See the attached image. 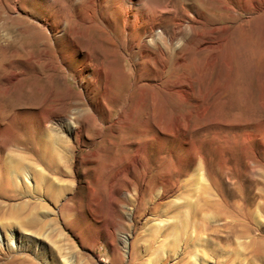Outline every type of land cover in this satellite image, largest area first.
Segmentation results:
<instances>
[{"label": "rangeland", "instance_id": "obj_1", "mask_svg": "<svg viewBox=\"0 0 264 264\" xmlns=\"http://www.w3.org/2000/svg\"><path fill=\"white\" fill-rule=\"evenodd\" d=\"M85 1L56 0V13L68 11L72 19L96 21L98 6ZM156 1L180 7L183 36L189 33L187 15L194 9L188 0ZM205 1L209 8L224 2L228 13L240 18L236 24L226 23L230 47L239 26L248 29L258 12L232 0ZM184 11L189 14H181ZM17 13L25 15L24 10ZM85 26L71 29L77 41L76 32ZM200 28L204 37L209 35V26ZM98 29L99 25L92 27L89 38L100 62L104 35ZM178 38L174 45L181 42ZM23 46L0 51V232L37 235L47 252L68 256L75 264H264L262 199L253 202L261 207L258 217L239 218L249 231L241 233V226L234 232L223 225L224 214H239L218 194H228L236 206L238 197L233 195L252 194L264 181V165L254 160L255 152L264 147L254 139L246 142L238 126L249 125L226 102V82L233 73L256 78L251 85L256 92L252 89L250 94H258L264 63L259 66L256 59L248 65L252 69L239 71L243 64L233 56L234 47L226 44L221 54L202 45V55L193 54L192 48L185 54L186 95L176 91L179 84L172 75L161 82L142 78L139 83L125 76L120 88L113 87L104 104H97L96 98L78 99L74 92L81 87L71 69L45 67L51 51L44 55L41 46ZM17 53L21 57L8 61ZM123 59L130 73L129 60ZM257 66L260 72H255ZM10 71L16 74L11 81ZM167 82L174 91L162 90ZM221 92L225 101L219 104ZM248 121L262 136V124ZM187 153L197 155L194 164H187Z\"/></svg>", "mask_w": 264, "mask_h": 264}, {"label": "bare ground", "instance_id": "obj_2", "mask_svg": "<svg viewBox=\"0 0 264 264\" xmlns=\"http://www.w3.org/2000/svg\"><path fill=\"white\" fill-rule=\"evenodd\" d=\"M86 1L91 5L96 4L98 6L99 16L96 21L95 19L94 21L91 20V18L85 21V18L82 16L79 19H72L68 11L65 15L56 13L58 8L56 0H0V51L4 52L6 47L10 45L16 46L19 43H21L22 49H25L24 43L37 48L41 46L43 48L42 54L44 55L51 51V55L49 54V57L45 59V67L50 68V70L52 69L51 71H55L62 66L64 72L71 69L78 86L81 87L77 90L74 89V93L78 99H85L89 102V100H95L94 98H96L97 104L105 102L106 98L112 93L113 87L119 89L125 76L131 77L134 82L139 83L142 78H149L153 82L160 80L159 82H161L163 78H169L172 75L176 77V82L179 84L176 87V91L186 95L189 87V83L187 82L189 79L187 74L188 64L185 59L186 52L192 48L193 54L197 56L202 55L201 52L203 50L201 47L202 45L203 47L206 45L205 47L208 50L213 52L221 51V54H223L222 51L224 49L222 48L226 44L229 46L230 43L227 42L224 35V32L228 30L226 23L231 21L236 24L240 19H237V15L228 13L227 6L224 5L223 1L222 6L219 8L216 6L217 3L214 4V8H209L207 5L210 2L207 4L205 0H188L189 5L194 9V13L192 16H190L191 13L188 16L187 14L189 13L187 11L181 13L187 15L189 18V23L187 24L190 31L183 36L182 24L184 22L178 18V11L181 8L178 7L180 8L178 9L172 4L160 3L156 0ZM232 1L237 2L245 10L258 11L250 19L248 29L243 30L245 27L243 28L238 25L239 31L234 36L235 43L230 44L233 45L235 50L233 56H235L237 62L239 60L243 64V67H240L238 62L239 66H235V68L240 67L239 71L241 69L248 71L252 69L248 67L250 62L257 59L259 66L264 63V0ZM69 6L67 8L70 9ZM81 7L84 8L82 5ZM19 9L24 10L25 15L17 13ZM217 22L220 26L214 27V24ZM81 23L86 26L83 32H76L80 36L77 41L75 37L73 38L74 34L71 33V29L76 30L75 26ZM96 25H99L100 30H98L102 31L100 32L101 35H104V49L100 54V62H98L99 57L95 59V48H93L92 41L89 38L90 29ZM205 26H209L208 30L204 28L205 32L207 31V34H209L208 36L205 35L206 37L203 35L204 31L200 28ZM234 28L237 27L234 25ZM213 33L216 34L213 36ZM179 36L181 42L179 41L178 45H174V41ZM231 47L229 46L230 49ZM12 53L15 54L16 51ZM54 55L58 58L53 59ZM14 57L9 58L8 61L18 59L21 57V53H17L16 57ZM123 58L129 60L131 66L130 73L125 71ZM172 60L173 63L171 65L170 62ZM228 61L230 62L229 59ZM260 68L257 66L255 72H257L256 69L259 71ZM233 74V78H228L226 82L227 91L229 92L228 94L226 93V95H229L228 98L226 97V102H229L228 107L234 108L233 110L236 109L240 114L241 120L245 123L247 122L246 124L249 125L248 127L245 125L246 127L243 128L238 126L240 128L239 132L244 136L246 142L249 139L250 141L254 139L257 140L260 147H264V138L262 140L264 133L262 136L259 135L261 133L256 134L254 131L257 125L248 123V120L252 118L255 123L262 124L260 127H264V74L262 75V79H258L259 86L257 89L259 91L257 90L258 94H254L255 96H252L253 94L251 95L250 92H252V89L255 91L256 86L251 85L252 80L256 78L250 79L247 77V74H242L241 72ZM258 74H254V76L256 75L258 78ZM8 77L11 81L15 79L16 74L10 71ZM256 83L257 80L253 84ZM64 84L67 85L65 79ZM68 89L73 91V88L69 85ZM163 89L166 92L175 90L172 83L169 84L168 82L162 85ZM224 96L225 93L223 95L221 92L217 97V103L220 104L221 100L224 103ZM236 117L234 116V118ZM236 122H238V118H236ZM63 124L67 128L70 127L73 133L77 132V130H74L72 122ZM68 131L71 132L69 129ZM47 143L45 144L48 145ZM188 155L187 164H194L197 160V155H193L192 153ZM254 160L264 165V150L255 152ZM8 164L10 165V163ZM25 175L23 174L22 176L25 178ZM5 177L9 179L7 178L8 175ZM197 179L199 180V178ZM6 181L8 182V180ZM261 183L259 189L252 194L251 192H241L233 195L238 197L236 201L237 207L235 206V202L228 200V194H224L223 192L218 193L223 204L239 214L238 216L224 214L222 217L224 226L228 229L234 228V232L237 230V227L241 226L239 230L241 233L249 232L247 227L243 224L240 225L239 218H248L252 214H254V217H258V211L262 212L260 206H253V202L257 197H260L264 204V181ZM14 222L16 221L12 223ZM15 225L18 227L17 223ZM184 226L186 225L184 224ZM4 227H8V225ZM197 227L199 230V226ZM23 232V230L9 231L6 229L0 232V264H75L68 256H56V253L47 252L43 246L44 244L42 245V238H38L37 235L29 236Z\"/></svg>", "mask_w": 264, "mask_h": 264}]
</instances>
